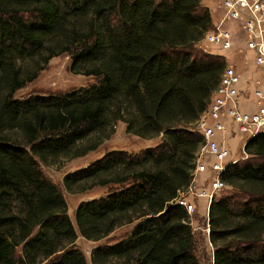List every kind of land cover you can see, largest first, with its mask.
Listing matches in <instances>:
<instances>
[{"label": "trees", "instance_id": "trees-1", "mask_svg": "<svg viewBox=\"0 0 264 264\" xmlns=\"http://www.w3.org/2000/svg\"><path fill=\"white\" fill-rule=\"evenodd\" d=\"M202 0H0V264H87L60 189L39 162L96 150L115 132L160 142L111 150L63 178L68 192L108 186L74 211L79 234L125 238L90 252L91 264H202L185 210L204 111L225 61L199 50L210 28ZM70 55L87 87L15 97L49 60ZM222 178L208 208L211 264H264V132ZM248 254V255H246Z\"/></svg>", "mask_w": 264, "mask_h": 264}, {"label": "built area", "instance_id": "built-area-1", "mask_svg": "<svg viewBox=\"0 0 264 264\" xmlns=\"http://www.w3.org/2000/svg\"><path fill=\"white\" fill-rule=\"evenodd\" d=\"M219 4V21L211 23L201 39L211 46V54L222 55L236 46L250 58L244 62L247 68L240 70L225 59L206 107L193 124L201 139L190 181L172 200L188 217L201 210L207 235L209 205L228 187L223 174L246 157L244 146L264 130V0H219ZM234 137L239 138L244 156L232 152Z\"/></svg>", "mask_w": 264, "mask_h": 264}, {"label": "rangeland", "instance_id": "rangeland-1", "mask_svg": "<svg viewBox=\"0 0 264 264\" xmlns=\"http://www.w3.org/2000/svg\"><path fill=\"white\" fill-rule=\"evenodd\" d=\"M210 7H207L211 17V23L219 21L221 17V10L219 0H209ZM202 3V2H201ZM205 7V6H204ZM241 31V28L237 30V34ZM206 34V33H205ZM203 39V38H202ZM200 40L196 43L199 50L204 52L213 51L208 43ZM208 44V45H207ZM228 64L234 65L238 70L247 68L244 62H249L250 55L243 49L239 50L236 46L230 50L222 52V55H217ZM70 55L62 53L49 60L46 67L39 72L37 78L32 82L27 83L21 89L15 92V97H24L29 94H50L56 92H66L83 87H87L89 84L95 82V78L82 74H73L69 71ZM264 132V130L262 131ZM232 141L236 146L232 149L235 156L245 155L242 153L240 146L238 145L240 140L238 137H234ZM160 142V136L152 139L140 138L136 135L128 134L125 132V125L122 122H118L115 127L114 134L106 141H104L96 150L88 152L85 156L76 157L73 159L60 158L55 163L43 164L39 162V167L47 180L55 184L61 191L63 198L66 202L67 214L72 221V224L76 230L77 238L75 241L78 249L83 253L87 264L90 262V252L98 246H106L113 244L118 240L125 238L130 232L133 224H127L115 229L107 237L99 241H90L82 237L75 224L74 211L80 202L89 201L91 199H97L104 196L108 191V186L94 185L87 187L78 192H68L63 185V178L66 174L72 173L80 168L85 167L93 160L101 157L105 152L111 150H125L129 153H139L148 147L155 146ZM246 157L244 159H246ZM230 190L228 186L225 190L216 196V198L224 195ZM205 203V202H204ZM189 218V224L197 239V251L196 254L202 264H211V252L212 246L209 243L207 234L205 233L206 218L203 216L202 211L197 209ZM248 255V254H246Z\"/></svg>", "mask_w": 264, "mask_h": 264}, {"label": "crops", "instance_id": "crops-1", "mask_svg": "<svg viewBox=\"0 0 264 264\" xmlns=\"http://www.w3.org/2000/svg\"><path fill=\"white\" fill-rule=\"evenodd\" d=\"M202 5L205 6V7H210L209 0H202Z\"/></svg>", "mask_w": 264, "mask_h": 264}]
</instances>
